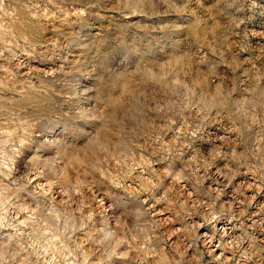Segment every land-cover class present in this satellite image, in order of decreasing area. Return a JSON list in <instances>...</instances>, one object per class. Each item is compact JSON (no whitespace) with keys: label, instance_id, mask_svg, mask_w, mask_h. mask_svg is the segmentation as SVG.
Returning <instances> with one entry per match:
<instances>
[{"label":"rangeland","instance_id":"obj_1","mask_svg":"<svg viewBox=\"0 0 264 264\" xmlns=\"http://www.w3.org/2000/svg\"><path fill=\"white\" fill-rule=\"evenodd\" d=\"M0 264H264V0H0Z\"/></svg>","mask_w":264,"mask_h":264}]
</instances>
